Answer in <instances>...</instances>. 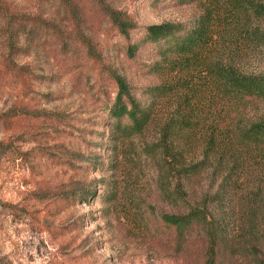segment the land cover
Segmentation results:
<instances>
[{
    "label": "rangeland",
    "instance_id": "obj_1",
    "mask_svg": "<svg viewBox=\"0 0 264 264\" xmlns=\"http://www.w3.org/2000/svg\"><path fill=\"white\" fill-rule=\"evenodd\" d=\"M0 1L11 15L41 17L40 38L9 48L0 16V264H204L196 243L163 218L186 207L174 195L172 157L184 138L161 140L186 108V90L168 92L169 73L138 72L110 16L203 27V59L223 62L229 52L225 61L253 75L264 73V14L255 8L264 0H72L70 10L55 0ZM136 60L168 63L150 48ZM116 74L160 87L144 97L152 111L141 133H112ZM248 105L249 116L264 117V96Z\"/></svg>",
    "mask_w": 264,
    "mask_h": 264
},
{
    "label": "trees",
    "instance_id": "obj_2",
    "mask_svg": "<svg viewBox=\"0 0 264 264\" xmlns=\"http://www.w3.org/2000/svg\"><path fill=\"white\" fill-rule=\"evenodd\" d=\"M166 1L154 0L157 4ZM55 2L69 10L75 6L72 0ZM255 8L264 14V4L257 3ZM8 14L0 1L9 48L41 37V24L34 21L40 16ZM25 18L33 19L30 28ZM110 18L111 30L126 39V56L138 72L169 73L176 82L168 92L183 94L186 90V108L164 124L161 136L164 143L170 135L184 138L185 147L175 144L172 157L179 163L174 195L186 207L183 212L164 215L165 225L174 233L188 235L204 264H264V117L254 119L248 110L250 100L264 96V73L237 71L225 61L229 52L223 53V62L203 59V27L172 23L141 26L121 10ZM146 48L154 58L164 56L168 63L137 61L136 56ZM172 55L176 58H170ZM114 80L119 91L108 108L112 133H141L149 125L152 111L144 97L160 94V87H133L117 74ZM182 156L184 162L180 163Z\"/></svg>",
    "mask_w": 264,
    "mask_h": 264
}]
</instances>
